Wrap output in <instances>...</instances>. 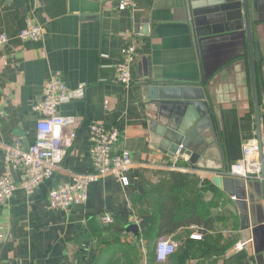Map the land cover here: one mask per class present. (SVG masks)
<instances>
[{"label":"crops","instance_id":"0c3cea01","mask_svg":"<svg viewBox=\"0 0 264 264\" xmlns=\"http://www.w3.org/2000/svg\"><path fill=\"white\" fill-rule=\"evenodd\" d=\"M249 17L264 151V0L254 6L249 0ZM27 19L41 26L39 39L18 37ZM0 32L8 36L0 51V175L5 148L16 141L27 148L36 139L38 115L31 106L43 96L45 82L55 76L81 91L59 106L58 112L68 118L65 134L74 131L76 136L53 178L31 195L16 190L0 205V264H89L106 248V258L133 255V248L113 249L115 242H137L138 261L132 260L147 264L146 249L151 246L153 255L158 239V219L146 188L169 170L207 182L199 184V193L211 227L189 225L166 235L176 243L175 254L151 264H264V179L230 172L257 131L245 41L218 58L228 59L221 67L214 69L209 59L212 73L203 80L204 64L186 0H136L133 9L123 10L116 0H0ZM132 40L137 46L132 82L123 85L116 65ZM146 82L203 87L213 132L205 135L208 148L200 165L180 155L171 158L151 145ZM94 122L120 128L112 150L130 152L129 184L104 175L90 183L84 204L52 209L47 201L50 188L96 170L88 141ZM12 174L17 179L20 169L13 167ZM217 175L222 176L220 186L212 182ZM105 215L114 221L104 224ZM105 240L109 247L101 243Z\"/></svg>","mask_w":264,"mask_h":264},{"label":"built area","instance_id":"2783aa9c","mask_svg":"<svg viewBox=\"0 0 264 264\" xmlns=\"http://www.w3.org/2000/svg\"><path fill=\"white\" fill-rule=\"evenodd\" d=\"M116 2L121 10L133 9L136 4V0H116ZM41 35V26L30 19L26 20L24 27L18 32V37L22 40H37ZM7 41V34L0 32V51ZM136 52L137 46L132 40L125 47L123 57L116 65L117 80L123 85L132 82L131 69L136 59ZM80 92L71 90L61 78L55 76L45 82L43 96L31 106L38 115L34 143L23 148L21 143L16 141L5 148L4 170L0 175V205L7 202L16 190L21 189L25 194L31 195L40 184L53 178L65 149L71 145L76 136L74 131L65 134L68 118L58 112L59 106L77 98ZM1 126L0 119V128ZM119 136L120 128L117 126H106L98 122L90 124L89 152L96 170L92 173L76 174L70 181L61 182L50 188L47 193L50 208L66 210L72 205L84 204L88 198L90 183L104 175L114 176L123 186L129 184L127 172L132 164L131 154L127 150L120 152L112 150ZM15 166L20 169L17 179L12 174ZM230 172L243 178L264 179L259 166L257 137L251 138L243 145L242 158L231 167ZM101 221L110 224L114 219L111 215H105ZM133 221L138 223L140 218L134 214ZM175 250L176 243L173 240L165 236H160L156 240L155 256L158 262L165 261Z\"/></svg>","mask_w":264,"mask_h":264},{"label":"water","instance_id":"95a60500","mask_svg":"<svg viewBox=\"0 0 264 264\" xmlns=\"http://www.w3.org/2000/svg\"><path fill=\"white\" fill-rule=\"evenodd\" d=\"M187 2L193 18L196 48L204 64L203 80L212 73L211 62L214 69H217L221 64L228 63L227 58L218 59L220 56L233 53L244 41L247 43L259 166L264 175L259 105L252 61L249 0H186ZM255 3L256 0H252L253 6ZM259 83L262 85L260 76ZM144 85L151 145L171 158L180 155L189 162L200 165L208 148L205 135L213 132L212 110L203 87L195 83L146 82ZM221 181V175L212 178V182L218 186Z\"/></svg>","mask_w":264,"mask_h":264},{"label":"trees","instance_id":"16d2710c","mask_svg":"<svg viewBox=\"0 0 264 264\" xmlns=\"http://www.w3.org/2000/svg\"><path fill=\"white\" fill-rule=\"evenodd\" d=\"M201 182L199 178L187 172L169 170L161 171L158 182L156 184H150L146 188L147 194L152 201L154 200V202H152L155 205L153 213L158 219L157 237L172 235L179 227L189 225L201 226L203 230L211 227L209 222L210 219L204 216V209L207 205L201 200V195L199 193V184ZM205 183L207 182H202V184ZM202 234H204V231ZM101 243H104L106 247L111 245L107 240ZM111 247L123 252L125 249L128 250L130 248L137 250L139 245L137 242H133L125 246L124 243L115 242ZM150 248L151 246L146 249V253H148V259H146L147 264H151L153 260H156L155 249L152 255L150 254L151 251H149ZM135 250L133 255L126 253L125 257L122 255L123 257L120 256V258L114 256L106 258V248V252H101L100 255L93 257L89 261V264H134L132 259L138 261V255ZM175 252L172 255H174Z\"/></svg>","mask_w":264,"mask_h":264}]
</instances>
